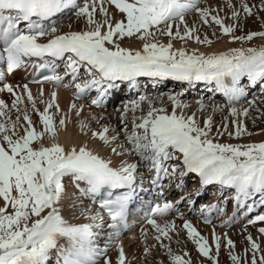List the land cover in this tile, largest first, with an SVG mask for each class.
<instances>
[{"label":"snow or ice","instance_id":"6c2138e0","mask_svg":"<svg viewBox=\"0 0 264 264\" xmlns=\"http://www.w3.org/2000/svg\"><path fill=\"white\" fill-rule=\"evenodd\" d=\"M200 3L201 0H83L82 4L77 0H0V63L6 66L8 74H12L26 68L34 59L45 61L37 65L52 73L43 77L44 82L74 88L76 100L95 91L91 105L97 108L104 107L113 91L119 90L121 85H126L129 91L137 90L138 80L142 77L149 78L153 86L168 80L189 86L202 82L206 86L214 85L208 91L223 94L231 116L247 117L255 100L248 101L250 107L242 110L235 104L247 95L246 86L242 85L245 78L248 86L259 84L264 91V44L204 53L185 47L175 48L173 41L194 40L198 44L212 45L213 41L207 35L201 39L197 34L199 28L195 23L189 27L186 17L191 13H196L204 25L219 26L232 43L244 45L256 38L264 40V31L235 35L238 29L242 30V17L231 0H227V6L232 10L234 23L227 25L218 12L212 14L216 10L200 7ZM106 4L113 5L124 18L113 23ZM240 8L246 19L264 12V0L252 5L247 0H240ZM67 9H75V16L84 18L85 30L57 34L58 28L46 23ZM97 10L103 19L96 18ZM261 27L264 28V23ZM133 36L142 41L141 48H125L118 43ZM162 36L169 37L168 43L161 42ZM42 38H47L46 42H40ZM46 58L63 61L64 74H58L57 65ZM65 76L70 77V81L66 82ZM22 87L31 110L39 116L42 130H37L27 107L20 109L24 95H17L11 85L4 84L0 91L6 90L15 97L12 108L16 109L17 116L12 120L11 109L0 100V118H3L0 119V201L3 202L0 206V264H50L54 252L57 256L55 264H101V260L103 264H111L107 246L101 247L98 240L105 228L111 229L109 240L119 238L121 231L127 228L129 204L137 187V177L142 175L138 171L141 165L153 174L152 184L160 188L161 195L165 187L163 180L167 179L169 186L175 183L177 189H182L184 178L194 174L199 178L197 197L203 195L201 189L218 185L220 189L233 190L232 199L237 209L252 212L256 197H259V205L264 206V141L219 143L217 137L223 133L218 128L216 136L211 134L212 115L206 116L201 126L198 113L208 107L203 100L197 101L195 112L187 114L191 105L182 99L183 92L168 95L171 112L162 103L155 106L154 100H161L160 96L139 95L138 99L126 101L124 107L118 109L121 112L119 130L105 124L101 130L93 131L87 120H80L81 133L91 132V138L102 142L101 147L111 155L139 158L134 163L121 160L115 165L110 156H102L100 151L87 144L78 148L61 145L58 134L60 130H66L68 116L65 114L57 123L55 114L49 111L54 107L59 111L57 94L52 93V100L41 112L28 85ZM71 109L75 110L76 117H80L83 105L73 103ZM212 110L213 113L223 111V107L213 105ZM138 111L140 115L136 114ZM129 113L132 114L130 118ZM92 119L99 123L103 117ZM232 123L237 125V130L234 136L229 133L231 138L252 135L237 121ZM223 129L227 130L226 123ZM121 134L124 142H120ZM66 181L76 187L82 198L79 205L73 201V214L79 208V215L88 223H73L62 214L67 198ZM84 199L90 204H84ZM184 200L190 205L195 203L190 196H182L177 203ZM173 209L171 202L157 204L150 209L146 222L156 233L153 239L165 250L169 264H192L189 253L176 254L170 243H164L165 240L172 241L175 223L161 225L155 219ZM214 210L224 212L217 204L201 208L205 223H211L209 213ZM232 222L233 218H229L222 226H230ZM257 222H264V213L248 221L249 224ZM183 228L199 255L218 264L220 237L213 232V251L208 239L189 221L185 220ZM258 231L264 234V227ZM142 235L147 238L143 230ZM225 239L232 264H242V257L232 251L234 242ZM246 239L250 248L245 249L243 264H264V250L260 244L251 235ZM62 240L64 244H61ZM117 247V264H126L123 247ZM155 247V244L146 246L144 256H149ZM249 252L250 262L247 259Z\"/></svg>","mask_w":264,"mask_h":264},{"label":"bare ground","instance_id":"6f19581e","mask_svg":"<svg viewBox=\"0 0 264 264\" xmlns=\"http://www.w3.org/2000/svg\"><path fill=\"white\" fill-rule=\"evenodd\" d=\"M78 3L82 4L83 0H77ZM247 2L252 4H257V0H247ZM231 3L235 5L236 9L241 12V25L242 30L238 29L235 35H244L249 31H264V28L261 27V24L264 23V12H257L256 15L252 17L243 18L244 14L240 8V0H231ZM260 3V2H259ZM204 8H211L214 11L212 14L216 15L217 12L221 18H223L224 23L232 24L234 21L231 19V8L227 6V0H201L199 5ZM109 14L112 17L113 23L118 20L123 19V14L119 13L117 10L113 8L112 5H105ZM73 9H67L64 12L58 14L56 17L52 18L51 21L46 22L47 24L55 25L58 28L57 34L66 33L69 31H82L86 28V22L84 18H77L74 14ZM257 16L260 19H257ZM97 19H103L100 12H97ZM187 22L189 27H191L194 23L199 28L198 35L201 39L204 38L205 35L209 37L213 41L211 46L198 44L194 40L181 41L179 39L174 40L173 44L175 48L185 47L189 51L197 50L199 52L211 53V52H222L227 51L230 48L237 47H251V46H259L264 44V40L260 38L254 39L252 42L248 44L241 45V43L230 42V38L222 34L219 26L215 24L204 25L198 20V16L196 13H191L187 17ZM181 32H183V26H181ZM175 31V29H174ZM161 42L168 43L169 37L162 36L160 37ZM118 43L122 47L130 48V49H139L142 47V41H139L135 36L128 38L125 37L122 40H119ZM4 64L0 63V71L2 70ZM60 70H63V67H60ZM64 74V73H63ZM141 79V80H140ZM141 81L142 89L139 93L134 92H121L117 97V104L120 102L119 98L124 96L123 101L121 103L124 104L126 101H130L133 99H138L139 95H146L152 98L160 96L161 100H154L155 106H161V103L164 107L167 108L169 112L172 110L171 104L168 102L167 97L170 90L177 88L179 91L177 94L181 92L184 93L185 101H187L191 107L186 110L187 114H191L197 110V101L203 100L208 107L205 109L203 113H198L201 126H203L204 118L208 115H212V135L216 136L217 129L219 128L223 135L217 137L219 143H230V144H247V143H258L264 141V91L261 90V86L258 84L255 87L248 86V81L246 78L242 81V85L246 86L247 95L241 99L240 102L236 103L235 106L238 110H242L243 108H249L248 101L255 100V106L250 107L249 115L247 117L243 115H239L238 117H233L230 115L229 110L227 108V100L222 93L208 91V88L214 87V85H205L204 83H198L195 86H189L187 83H181L176 81H164L157 83L153 86V83L149 80V78L142 77L139 78ZM65 81H70V77L65 76ZM9 83L17 93V95H24V103L20 104V109H24L27 107L29 115L33 120L38 131L42 130V125L39 122V116L31 110V105L27 102L26 94L23 92V85L27 84L26 75L24 73V69L16 70L9 77H4L2 74V78H0V88L3 87L4 84ZM20 85L21 87H17ZM28 85V84H27ZM28 89L31 91L33 98L36 100L37 108L42 112L46 107V104L52 100V93L57 94L56 103L59 105V111L57 112L55 107L50 109V114H55L54 119L58 123L59 119L64 117L65 114L68 116V121L66 125V130H60L58 134V141L65 148H71L72 146H76L77 148L87 144L89 148L96 149L100 151L102 156H110L115 165H119L121 160H127L129 163L137 162L138 157H117L111 155V153L101 147V143L99 140H94L91 138V132H88L87 135L81 133L79 128L80 120H87L91 125V130L99 131L102 126L107 124L111 127L117 128L119 130L120 122L119 117L121 112L115 107H112L108 112H100L95 111L88 106V104L80 103L73 100L74 97V88H63L56 87L55 85L49 86H30L28 85ZM259 89V90H258ZM41 91L43 95L41 96ZM176 92V89H175ZM91 93V92H90ZM88 93V95L90 94ZM204 94V95H202ZM183 95V96H184ZM219 97L221 99H219ZM204 98H207L204 100ZM263 98V99H262ZM15 97L5 91H0V100H3L11 109L10 117L12 120L16 119L17 111L12 108V102ZM41 100L44 102L42 103ZM263 101V102H262ZM75 103L77 106L83 105V112L80 117H76L75 110L71 109V104ZM220 105L223 107V111H216L213 113L212 106ZM122 107V106H121ZM144 110H147V103L143 105ZM259 109V111H257ZM118 110V111H117ZM140 115L138 111L136 113ZM92 117H96L99 119L103 117V119H99V123L96 120H93ZM3 119V118H0ZM237 121L238 124L242 125L247 129L248 133H252V135L245 134L240 139L231 138L229 133H232L233 136L237 130V125L233 124V121ZM21 123H24L21 120ZM227 124V130L223 129V124ZM129 130H131V123L129 122ZM21 134L23 131L21 130ZM46 144L48 141H45ZM120 142H124L123 134H121ZM139 173L142 175H138L137 179L145 177L148 180L154 178L153 174L149 173L147 169L141 165L139 168ZM67 183V198L64 201V206L62 209V214L65 218L69 219L73 223H88L89 221L85 219V217L79 215V208L76 209V214H73L72 203L75 201L77 205H79L80 200L82 199L79 191L76 187L70 182ZM165 185L163 189L162 201L171 202L174 204V209L169 212L164 217H155L158 223L163 225L165 222H174L176 225V232L171 233L172 241L169 242L165 240V244H171V248L174 253L183 255L184 252L189 253L190 258L192 260V264H212V261L207 260L206 258L199 255L196 245L188 239L186 230L183 228V224L185 220L189 221L200 234L206 237L209 241V244L213 247V251H215L214 243H213V232L217 236L220 237L221 248L218 256V264H232L229 258V249L226 247V239H231L235 248L232 250L235 254L240 255L242 257L243 264V254L245 249L250 248L249 241L246 239L248 235H251L253 240L260 244L261 249L264 250V234H261L258 229L264 227V222H257L255 224H249L248 221L253 219L256 215L264 213V206L259 205V197H256V207L252 212H247L245 208H236L235 202L232 199L233 190L229 189H220V187L212 186L207 187L205 189H201L203 195L197 197L195 195L196 190L199 188V180L194 176V174H189L184 178V185L182 189H177L175 187V183H171L165 179L163 180ZM83 187V185H81ZM223 191V195H220V192ZM182 196H190L193 201H195L194 205H190L187 200H184L181 203H177ZM84 204H90V201L87 199L83 200ZM249 204L252 203L251 200L248 201ZM3 202L0 201V206H2ZM217 204L220 208L224 209V212L221 214L217 211H212L209 213L210 216L214 217V222L209 225L204 222V214L201 212V208L207 205ZM199 206V207H197ZM93 208H96L95 205H92ZM235 212V217H233V213ZM229 218H233V222L230 226H222L225 221H228ZM149 225V224H148ZM144 232L147 233V238L142 235L141 229H134L130 234L125 238L119 241L113 237L109 240V230L104 229L101 235H105L107 238L102 240L101 238L98 240V244L101 247L107 246V257L111 259V264H117L118 259V245L122 246L125 255L127 257L126 264H169V257L166 255L165 250L162 249L159 244L153 239L156 235L152 226L149 225ZM108 242V244H103L102 242ZM115 242V243H113ZM65 241H61V244H64ZM155 244L156 247L152 249V252L149 256H144V248L146 246H151ZM188 258V257H185ZM248 261L250 262L251 253H248L247 256ZM57 260V256L55 252L52 254L50 259V264H55ZM101 264H103V260H101Z\"/></svg>","mask_w":264,"mask_h":264},{"label":"rangeland","instance_id":"374dc122","mask_svg":"<svg viewBox=\"0 0 264 264\" xmlns=\"http://www.w3.org/2000/svg\"><path fill=\"white\" fill-rule=\"evenodd\" d=\"M259 2H260V0H257V4H259ZM113 6V5H112ZM113 8L115 9V7L113 6ZM73 10H75V9H73ZM116 10V9H115ZM75 12V11H74ZM97 12H99V10H97ZM175 89H176V92H175ZM175 89H173V90H170L169 91V93H171V91H172V94H177L179 91L177 90V88H175ZM259 90V89H258ZM202 95H204V94H202ZM124 96H121L120 98H119V100H120V102L116 105V108L117 109H122L123 107H124V104L123 103H121V101H123V98ZM183 97H185V95L184 96H182V98ZM205 99H207V98H204V100ZM219 99H221L220 97H219ZM263 99V98H262ZM264 100V99H263ZM263 102V101H262ZM122 106V107H121ZM118 111V110H117ZM129 115V118L131 117V113H129L128 114ZM128 126H130V125H128ZM197 207H199V206H197Z\"/></svg>","mask_w":264,"mask_h":264}]
</instances>
